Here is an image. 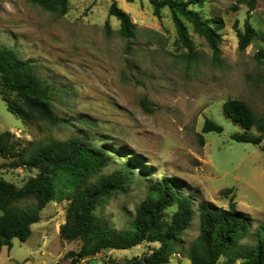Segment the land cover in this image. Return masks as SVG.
<instances>
[{"label":"rangeland","instance_id":"obj_1","mask_svg":"<svg viewBox=\"0 0 264 264\" xmlns=\"http://www.w3.org/2000/svg\"><path fill=\"white\" fill-rule=\"evenodd\" d=\"M116 1L135 23L132 37L121 36L120 20L110 16L113 0H69L64 15L30 0H0V45H12L23 59L34 62L41 78L54 86L55 111L64 120L55 127L25 122L8 110L0 95V133L10 130L22 141L36 142L85 134L118 153L106 172L127 161L135 163L127 191L111 195L100 209L116 229L127 226L146 197L144 177H166L185 192L197 190L202 202L228 207L233 198L237 209L249 216L251 234H256L258 225L264 224V140L260 144L233 140L231 135L242 128L225 117L223 104L238 98L258 115L264 114V62L255 58L260 42L239 48L247 18L264 33V0H205L193 6L212 25L223 20L222 63L214 60L207 40L183 19L197 53L189 60L168 7L157 16L150 0ZM144 100L151 111L144 108ZM206 118L224 129L203 133L201 145L198 136ZM9 162L0 158V178L18 186L37 174L12 168ZM225 189L232 193L223 194ZM68 205V200L52 201L43 209L48 264H69L71 258L65 255L81 248V241L60 237ZM174 209L167 210V216ZM198 224L195 218L180 247L195 240ZM251 234L241 243L257 244ZM149 245L153 244L106 249L76 264H127L147 252ZM177 261L173 258L172 263ZM181 264L191 261L185 257Z\"/></svg>","mask_w":264,"mask_h":264},{"label":"trees","instance_id":"obj_2","mask_svg":"<svg viewBox=\"0 0 264 264\" xmlns=\"http://www.w3.org/2000/svg\"><path fill=\"white\" fill-rule=\"evenodd\" d=\"M42 8L64 15L69 0H30ZM133 2L135 0H127ZM205 0H150L155 14L168 7L173 13L178 39L188 49L189 60L196 57L188 26L189 21L196 33L203 36L213 50L214 60L222 63L219 30L223 20L212 25L193 9ZM110 16L121 22L120 34L132 37L135 23L130 14L113 0ZM108 25V24H107ZM244 32L239 33V48L246 49L259 41L255 58L264 62V33L257 31L245 20ZM54 86L41 78L34 62L23 59L12 45H0V95L8 110L25 122H42L51 127L63 123L55 111ZM146 110L151 111L147 101ZM226 118L240 125L241 132L231 135L238 142L260 144L264 140V114L258 115L251 106L238 98L227 99L223 104ZM87 121L86 118H81ZM223 126L206 118L199 134L223 132ZM264 151V147L262 149ZM118 153L107 143H97L88 135L74 134L68 138H49L40 141H22L10 130L0 133V158L10 160L12 168L24 167L36 170L22 186L0 178V254L3 246H12L14 238L25 242L32 234V225L41 220L42 210L52 201L68 200L66 222L60 228L64 241H81L79 251H69L65 257L69 264L90 258L106 249L126 250L148 243L149 250L135 255L127 264H169L174 255L187 257L191 264H264V224H259L256 234L250 232V218L238 210L232 198L228 207L199 201L197 190L185 192L170 178H145L148 182L144 200L135 207L127 226L116 229L101 214V207L113 194L126 192L133 180L132 161L124 162L112 172L105 169L117 159ZM232 193L231 189L221 191ZM31 200L26 205L20 203ZM175 208L167 216V210ZM198 218V236L188 246L183 236ZM256 236L257 244H242L249 235ZM224 260L221 262V259ZM56 264H64L58 261ZM121 264V263H114ZM181 264V262H178Z\"/></svg>","mask_w":264,"mask_h":264},{"label":"crops","instance_id":"obj_3","mask_svg":"<svg viewBox=\"0 0 264 264\" xmlns=\"http://www.w3.org/2000/svg\"><path fill=\"white\" fill-rule=\"evenodd\" d=\"M43 212V210H42ZM2 211L0 209V216ZM43 220L41 213V220L32 225V234L27 241L21 242L19 239L14 238L12 240V246H3L0 254V264H48L46 259V250H45V233L43 229ZM40 230V231H39ZM37 232V233H36ZM36 234V238L33 239V236ZM178 262H183L185 257L180 254H176L172 257L176 258ZM174 264V263H172Z\"/></svg>","mask_w":264,"mask_h":264}]
</instances>
